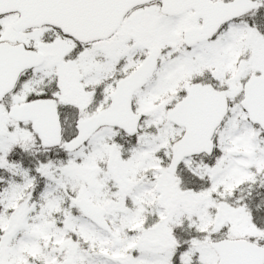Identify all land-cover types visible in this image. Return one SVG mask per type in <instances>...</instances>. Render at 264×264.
Segmentation results:
<instances>
[{
  "label": "snow or ice",
  "instance_id": "1",
  "mask_svg": "<svg viewBox=\"0 0 264 264\" xmlns=\"http://www.w3.org/2000/svg\"><path fill=\"white\" fill-rule=\"evenodd\" d=\"M0 264H264V0H0Z\"/></svg>",
  "mask_w": 264,
  "mask_h": 264
}]
</instances>
